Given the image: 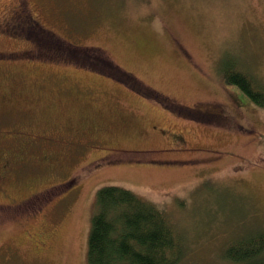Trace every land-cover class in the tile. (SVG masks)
<instances>
[{
	"label": "rangeland",
	"instance_id": "obj_1",
	"mask_svg": "<svg viewBox=\"0 0 264 264\" xmlns=\"http://www.w3.org/2000/svg\"><path fill=\"white\" fill-rule=\"evenodd\" d=\"M27 3L67 43L101 47L158 94L213 115L182 117L112 77L26 59L31 43L3 22L18 4L0 0V53L9 55L0 58V132L46 137L0 138V152L14 156L8 198L41 209L28 218L0 211V264H87L95 196L105 186L166 215L175 264H234L226 248L264 232V106L224 75L232 68L264 89V0Z\"/></svg>",
	"mask_w": 264,
	"mask_h": 264
},
{
	"label": "trees",
	"instance_id": "obj_2",
	"mask_svg": "<svg viewBox=\"0 0 264 264\" xmlns=\"http://www.w3.org/2000/svg\"><path fill=\"white\" fill-rule=\"evenodd\" d=\"M4 19L5 28H8L7 33L24 37L31 43L32 53L26 59H32L34 56L35 59L44 62L60 61L95 71L122 82L129 89L147 98L158 101L173 114L212 119V113L208 115H205L207 114L205 111L197 113V107H185L158 94L119 67L105 49L97 46L79 47L67 43L61 36L34 19L27 0H22L17 6L12 7L9 16ZM1 57L9 55L0 53ZM22 57L25 58L24 55L18 58ZM224 79L258 106H264V89L254 86L246 74L229 68ZM8 131L14 134H27L16 127ZM94 206L95 211L90 220L87 237V264H175L178 261L175 254L179 251L178 240L172 233L166 215L155 204L127 189L105 186L97 190ZM263 252L264 232L230 244L225 250L224 257L234 264H264Z\"/></svg>",
	"mask_w": 264,
	"mask_h": 264
},
{
	"label": "flooded vegetation",
	"instance_id": "obj_3",
	"mask_svg": "<svg viewBox=\"0 0 264 264\" xmlns=\"http://www.w3.org/2000/svg\"><path fill=\"white\" fill-rule=\"evenodd\" d=\"M21 0H16V4H18ZM238 126H240L238 124ZM161 133H164L163 129L160 130ZM25 136L28 138L29 142H38L41 140H45L46 137L43 135H28V134H23V133H17L14 134L12 131H6V132H0V138L4 137H13V136ZM173 139V143L177 142H182V138L179 136H175L173 133L168 134V139L171 140ZM14 161V156L11 155L10 153L7 152H0V199L1 200H6L5 202L0 201V211L2 210V215L5 216L9 214H15V215H30V214H39L41 209L36 210V209H30L27 206V201L28 198L26 199H20V200H15L13 198H8L7 196V190H6V184L8 182V174L7 171L11 169ZM32 210V211H31ZM5 211V213H4Z\"/></svg>",
	"mask_w": 264,
	"mask_h": 264
}]
</instances>
